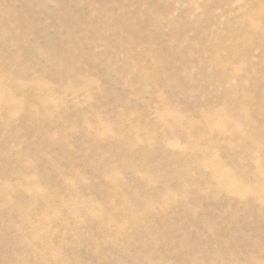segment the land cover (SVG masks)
Wrapping results in <instances>:
<instances>
[{
	"label": "rangeland",
	"instance_id": "obj_1",
	"mask_svg": "<svg viewBox=\"0 0 264 264\" xmlns=\"http://www.w3.org/2000/svg\"><path fill=\"white\" fill-rule=\"evenodd\" d=\"M0 264H264V0H0Z\"/></svg>",
	"mask_w": 264,
	"mask_h": 264
}]
</instances>
